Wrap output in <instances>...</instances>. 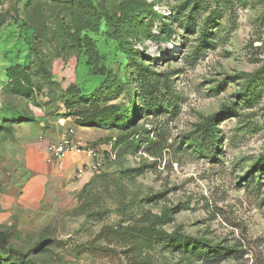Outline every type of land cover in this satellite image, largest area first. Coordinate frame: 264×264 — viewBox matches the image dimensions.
<instances>
[{"label": "rangeland", "instance_id": "obj_1", "mask_svg": "<svg viewBox=\"0 0 264 264\" xmlns=\"http://www.w3.org/2000/svg\"><path fill=\"white\" fill-rule=\"evenodd\" d=\"M94 3L120 43L103 21L56 45L63 3L0 0V264H264V0ZM96 107L101 166L25 208L31 145Z\"/></svg>", "mask_w": 264, "mask_h": 264}, {"label": "crops", "instance_id": "obj_2", "mask_svg": "<svg viewBox=\"0 0 264 264\" xmlns=\"http://www.w3.org/2000/svg\"><path fill=\"white\" fill-rule=\"evenodd\" d=\"M67 120L70 119H65ZM80 130H86L85 126L76 125L75 140L87 143L84 140L85 132L81 134ZM61 135L62 132L56 129L50 136L59 140ZM91 162L92 159L84 154L70 153L64 168L59 169L55 164L46 161V148L43 144H32L25 156L21 173L23 182L17 191V197L27 209L38 208L42 203L49 201L59 205L79 189V177L84 173L77 175L78 167Z\"/></svg>", "mask_w": 264, "mask_h": 264}, {"label": "trees", "instance_id": "obj_3", "mask_svg": "<svg viewBox=\"0 0 264 264\" xmlns=\"http://www.w3.org/2000/svg\"><path fill=\"white\" fill-rule=\"evenodd\" d=\"M60 3H63V8L68 12V17L62 20L61 22H57L55 32V38L53 42L56 45L61 46H79L80 50H83L82 42L83 40L90 42L91 36L89 32L97 31L101 28V24L103 21L109 25V37H112L116 43L121 42V37L119 35V25L120 19L116 14L109 13L106 7H99L94 3V0H59ZM49 8V9H48ZM48 11H54L55 9H59L58 7H48ZM63 11V10H60ZM36 13H39L36 11ZM63 18V17H62ZM36 23L39 21H35ZM113 30V31H112ZM115 30V31H114ZM84 32H86L84 34ZM84 34V35H83ZM43 33L40 32V36H38V41H41V37H43ZM83 36V37H81ZM45 37V36H44ZM35 52L39 55L40 50L37 46H34ZM42 63H44L42 61ZM44 74L46 77H49L47 70H44ZM67 90H71L70 93L77 95V99L83 101L86 99V95H81V90L79 87L71 86L68 87ZM80 96V98L78 97ZM106 109H100V107H96L94 111H88L87 109L80 108L78 111L74 113H68L70 115H77V123L82 126L93 125L99 118L105 116ZM23 121H33V117H28L27 119H22ZM8 234L0 230V239L6 240ZM3 249V248H2ZM0 251H3L0 249ZM24 257V254H22ZM29 264H35L33 261H27Z\"/></svg>", "mask_w": 264, "mask_h": 264}, {"label": "built area", "instance_id": "obj_4", "mask_svg": "<svg viewBox=\"0 0 264 264\" xmlns=\"http://www.w3.org/2000/svg\"><path fill=\"white\" fill-rule=\"evenodd\" d=\"M74 129L70 128L59 140L46 144V161L63 169L65 160L70 153L84 154L92 159L91 164H82L78 167V175H82L87 169L94 170L101 166L98 161L100 144L80 143L74 138Z\"/></svg>", "mask_w": 264, "mask_h": 264}]
</instances>
